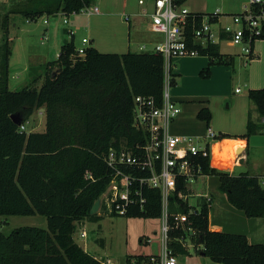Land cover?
Here are the masks:
<instances>
[{
  "label": "trees",
  "instance_id": "16d2710c",
  "mask_svg": "<svg viewBox=\"0 0 264 264\" xmlns=\"http://www.w3.org/2000/svg\"><path fill=\"white\" fill-rule=\"evenodd\" d=\"M180 3L181 0H173ZM92 0H11L8 13L35 21L42 15L79 13ZM256 8H259L256 7ZM264 11V1L261 4ZM1 27L8 29V14ZM264 38V31L261 36ZM10 42L0 43V214L42 215L46 227L19 226L8 234L0 231V264H104L83 250L73 234L83 219L98 220L105 215L158 218L160 194L146 189L144 211L129 208L124 214L111 213L101 205L100 215L89 214L93 202L106 190L111 169L105 155L111 147L136 151L144 143V132L133 123V97L152 96L161 101L163 58L154 51L111 53L85 47L83 57L76 56L73 38L65 40L55 60L46 63L42 83L33 79L18 90L9 89ZM196 47L209 64L229 63L218 51V44ZM252 56V54L250 55ZM215 59V60H214ZM53 71H56L53 75ZM208 66L200 71L206 77ZM174 74H171V83ZM249 100L264 116V88L250 89ZM43 108L45 128L21 131L19 126L34 109ZM17 114L20 124L12 121ZM197 116L206 121L210 113L201 107ZM254 130L249 124L247 132ZM229 137L218 133L216 140ZM223 148L224 144L218 145ZM202 171L218 181L228 203L248 218H264V176L244 171L217 170L206 158L198 159ZM183 196L200 195L189 185L178 184ZM176 201V202H174ZM199 212H189L186 200L173 196L168 212L188 214V220L168 230L166 250L176 255L188 254L179 241H189L200 254L222 264H264V243H250L241 233L212 230L208 206L200 202ZM192 229V235L187 230ZM159 254L126 255L125 264H157Z\"/></svg>",
  "mask_w": 264,
  "mask_h": 264
},
{
  "label": "built area",
  "instance_id": "2783aa9c",
  "mask_svg": "<svg viewBox=\"0 0 264 264\" xmlns=\"http://www.w3.org/2000/svg\"><path fill=\"white\" fill-rule=\"evenodd\" d=\"M262 3L263 0H250L249 6L242 12L229 15L230 22L221 24L219 17L222 13L218 10L205 14L195 13L180 7L173 0H152L150 30L163 35V40L151 49L160 53L163 58L161 101L157 103L152 96L133 97V123L144 132L145 140L136 151L126 147H111L108 150L104 159L111 169V178L106 190L102 193L101 205L107 210L111 208V213L116 214H124L133 207L144 211L147 206L145 190L152 189L159 192L164 249L159 254L157 264H178L176 256L166 250L167 234L171 228L169 217L173 218L175 227L182 226L188 220L186 213L168 212L171 198L176 195L186 200L189 212H199L200 202H204L209 208L211 196L208 193L191 195L195 197V202L190 205L189 196H183L182 192L178 191V184L189 185L199 178L208 177L203 173L198 159L206 158L210 164L211 143L218 135L210 126H207L206 142L200 146L192 136L169 132V124L180 113V107L169 90L172 60L198 55V49L191 46V43L203 47L208 44H218L220 41L238 45L245 55H251L252 43L255 39L261 38L264 31ZM258 6L259 8H256ZM97 10L96 6L90 5L82 8L79 13L90 14ZM26 21L30 22L27 19ZM43 22L47 24L48 20L44 19ZM63 22L67 23V19L64 18ZM43 37L46 38V35L44 34ZM88 41L87 38L82 39V46L76 47V56L85 55ZM144 48V46L140 47V49ZM238 90L237 88L236 91ZM19 129L25 131L24 123L19 126ZM260 184L264 187V177L261 178ZM187 231L192 235L195 234L192 229ZM85 235V231L79 232L80 237ZM179 241L187 248L188 245H192L188 235L180 236ZM101 262L112 264L110 259Z\"/></svg>",
  "mask_w": 264,
  "mask_h": 264
},
{
  "label": "crops",
  "instance_id": "0c3cea01",
  "mask_svg": "<svg viewBox=\"0 0 264 264\" xmlns=\"http://www.w3.org/2000/svg\"><path fill=\"white\" fill-rule=\"evenodd\" d=\"M247 2L248 0H181L177 4L195 13L205 14L218 10L222 13L219 23L223 24L230 22V14L244 10ZM91 6H96L97 12L70 15L66 31L69 33V39L73 38L75 46L76 34L81 31L85 33L81 40L83 37L87 38L88 46L94 47L99 52H143V49H140L141 46L145 49L149 48L146 51H151L156 43L163 40L161 33L150 30L152 0H142V2L140 0H92ZM24 20L27 22L25 18ZM11 25L16 26V22L13 21ZM253 43L251 47L254 58L249 59L240 50V46L238 48V45L220 41L218 51L221 55H225L223 59L230 62H213L208 77H199L200 71L209 64L210 58L207 55L174 58L171 64V72L174 74V85L171 90L173 99L180 107V113L169 124V132L192 136L196 141L201 142L200 146L204 145L208 125L205 120L197 116V112L201 107H206L210 113L208 124L211 128L217 133L229 135L211 143L210 165L230 173L249 172L245 167L248 164L245 151L248 149L249 138L241 135L246 133L249 124L254 127L257 124L255 125L252 119L253 105L248 100L247 92L250 89L264 88V39ZM222 44L227 49L223 50ZM233 47L238 49L234 50ZM46 63L47 61L41 68L36 64H29V74L35 72L34 77H37L38 73L42 75ZM237 88L238 91H236ZM260 121L264 122V117H260ZM222 142L224 146L219 148L218 145ZM97 214L100 215L99 210ZM103 217L98 220L79 221L73 234V238L76 235L80 240L76 242L74 238L75 242L96 259H110L109 255H111V236L104 234L105 218ZM212 230H224V226L219 223ZM80 231H85L86 235L80 237ZM148 241L149 237L147 243ZM97 243L101 248L95 245ZM101 250H103L102 254H100Z\"/></svg>",
  "mask_w": 264,
  "mask_h": 264
},
{
  "label": "rangeland",
  "instance_id": "374dc122",
  "mask_svg": "<svg viewBox=\"0 0 264 264\" xmlns=\"http://www.w3.org/2000/svg\"><path fill=\"white\" fill-rule=\"evenodd\" d=\"M249 4L250 0H248L244 8L248 7ZM10 7L11 0H0V43H2L4 37H7L11 44V53L9 56V89L18 90L29 84L33 79H37L34 84L39 87L42 83L44 72L42 75L38 73L37 77H34L33 74L35 72L32 74L30 72L29 74L28 66L29 64H36L37 67L40 66L41 68L45 66V61L49 62L56 59V54L59 52L61 44L70 38L66 28L68 27L71 16L59 12L57 15L53 16L42 15L35 21L27 23L23 16L8 13ZM242 11L243 10H240L238 12ZM5 14H8L7 34L4 33L1 27V19ZM64 18L67 19V23L63 22ZM44 19L48 20L47 24L43 22ZM13 21L16 22V26L11 25ZM44 34L46 38L43 37ZM84 34L85 33L82 31L76 34V46H82L81 37L84 36ZM259 39L264 38H257L254 40V43ZM221 48L223 50L227 49L223 44ZM238 48L233 47L234 50ZM148 49L149 48H144L143 51ZM246 56H248L249 59L254 58V56ZM208 68V73L210 74L211 64H208ZM209 74L206 77H208ZM15 75H17V77ZM200 76L204 78V76L199 73V77ZM173 80L174 77L169 87L171 95V89L174 85ZM241 90L243 91L242 87ZM250 103L253 105L251 101ZM254 109L255 107L253 105L251 115L257 126H255L254 130L247 136L249 141L245 155L248 164H246L245 167L248 168L251 174L260 177L264 176V122L260 121V117L264 116H260ZM24 125L25 131L27 132L44 130V109H34ZM208 126L211 127L210 124H208ZM197 144L201 145V142L197 141ZM221 154L223 155V152ZM207 178L209 179L208 181L199 178L190 183V188L193 192H200L199 194L208 193L211 196V203L208 208L209 227L214 229V226L220 223L224 226L225 231L246 235L250 243H264V218L246 217L242 211L234 208L228 203L225 194L218 189L217 179L213 176H208ZM194 199L195 197L189 196L188 203L193 205L195 202ZM103 218H105L103 221L104 234L109 237L111 236V255H109V258L112 264H125L126 253L127 255H138L141 253L160 254L163 252L164 243L161 234V224L163 222L162 215L158 218L105 215ZM19 226L46 227L45 217L39 214H0V231L4 234H8L13 228ZM148 237L149 241L147 243ZM74 238L76 242H80L76 235ZM95 245L101 248L98 243ZM102 252L103 250L100 251V254H102ZM176 259L178 264H222L200 254L194 245H188V254L176 255ZM98 260L104 261L105 259L100 258Z\"/></svg>",
  "mask_w": 264,
  "mask_h": 264
},
{
  "label": "water",
  "instance_id": "95a60500",
  "mask_svg": "<svg viewBox=\"0 0 264 264\" xmlns=\"http://www.w3.org/2000/svg\"><path fill=\"white\" fill-rule=\"evenodd\" d=\"M56 71H53V75L55 74ZM11 119L14 123L16 124H20V119L18 118L17 114H12ZM101 200H102V195H100L92 204L90 210H89V214H95L97 213V211L100 209L101 206Z\"/></svg>",
  "mask_w": 264,
  "mask_h": 264
}]
</instances>
